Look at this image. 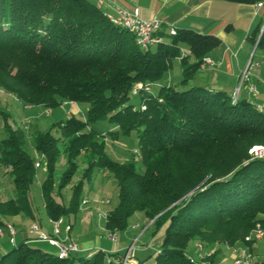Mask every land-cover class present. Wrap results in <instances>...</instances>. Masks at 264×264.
<instances>
[{"label":"trees","instance_id":"obj_1","mask_svg":"<svg viewBox=\"0 0 264 264\" xmlns=\"http://www.w3.org/2000/svg\"><path fill=\"white\" fill-rule=\"evenodd\" d=\"M177 30L144 51L92 0H0V89L22 106H87L85 117L72 115L52 129L32 132L14 126L8 113L0 111L6 133L0 139V165L12 177L15 191L7 200L0 193V225L4 217L20 213L36 218L29 200L37 170L36 158L27 151L30 138L47 159L49 173L41 192L49 218L77 213L84 181H91L95 171L108 172L117 180L119 200L106 214V229L112 234L125 231L130 218L143 212L153 221V235L165 230L153 253L156 264H218L212 256H189L193 240L206 249L245 245L252 250L256 240L246 237L258 227L264 230V158H254L249 150L264 146V111L246 99L234 101L224 91L189 86L221 39ZM260 32L261 27L252 36L254 45ZM176 58L183 66L180 88L163 82L156 92L132 95L138 84L162 82ZM101 120L114 125V138L134 131L140 158H110L107 135L91 126ZM55 128L60 135L53 134ZM60 154H65L67 168L57 183L54 170ZM79 170L67 206L58 196ZM31 239L2 253L0 264H122L126 255L97 250L90 257L60 258L32 245Z\"/></svg>","mask_w":264,"mask_h":264},{"label":"rangeland","instance_id":"obj_2","mask_svg":"<svg viewBox=\"0 0 264 264\" xmlns=\"http://www.w3.org/2000/svg\"><path fill=\"white\" fill-rule=\"evenodd\" d=\"M184 50L188 52V48L184 47ZM172 74L175 81V84L178 88H180V82L182 80L181 73V62L179 59H174L172 61ZM167 75L162 79V83L167 82ZM196 79H192L190 81L189 86L197 85ZM158 90L157 86H153V92ZM16 96L11 94H7L2 89H0V111L3 115L8 113V121L12 123L14 126H20L21 120L27 118L30 123L29 131L32 132L35 129L40 130H49L52 129L53 126L59 123L61 120H66L70 116L68 114L71 111V104L67 103L55 107L51 109L50 115H41V111L44 109L41 106H33L31 104H27L22 106L20 101L16 100ZM18 99V98H17ZM132 100L135 103L139 102V99L136 97H132ZM82 111H86L87 106L85 104H78ZM25 109H24V108ZM31 107V108H26ZM30 111H28V110ZM32 109V112H31ZM6 111V112H5ZM3 118L0 112V139L6 136L5 131L3 130ZM94 129L99 131L102 134H106L105 137V152L110 158L119 160V161H127L138 151V142L136 138V133L133 131L129 135L121 134L118 138L112 137L110 131L113 130V124L108 120H101L91 125ZM53 134L60 135V130L55 128L52 130ZM27 151L33 155L36 159L41 160V167L37 168L36 175L31 185V189L29 192V200L30 204L33 208V212L38 219L47 220L48 214L46 208L44 207L41 185L43 181L48 176V167H47V159L44 155L38 154L34 148V144L31 139H28ZM81 168H84V164L81 163ZM67 168V158L65 154H60L58 160L56 162L55 170H54V179L57 183L61 182V179L64 175V172ZM80 179V170L75 174L72 179V182L61 190V196H58V200L63 202L65 205H70V199L72 196V187L75 183H77ZM0 193L1 198L4 200L14 198L15 191L14 185L12 183V177L10 174L5 172V169L0 165ZM119 188L118 183L115 177L112 174L104 177L101 171H95L94 176L91 181L85 180L84 187L82 191V198L87 200V204L82 205L77 213H69L67 216H63L62 218V228L68 231V228L71 229L70 223L74 224L72 236L75 239H79L81 241H88L90 243H95V241L99 240L101 244L107 248L105 251L108 256L109 253H115L116 251H111L113 248L118 249L120 247V252L125 255L128 247L131 243L134 244L135 249H139L135 251L136 258L139 259L140 264H156L155 256L153 253L155 251L151 250H143L140 251V248L143 249L146 245H151L155 249L161 244L165 230L162 228L156 235H153L154 228L150 225L149 230L142 232V227L146 226V217L142 212H136L130 218V226L125 231H120L116 234L110 233L105 227V218L106 212L113 209L119 200ZM18 217V220L21 222L18 225H15L10 222L12 217H4V219L9 220L8 223L20 228L25 227V223L31 224V215H26L23 213L15 215ZM14 216V217H15ZM70 219V221H69ZM152 222V221H151ZM150 222V224H152ZM138 224V225H136ZM135 225V226H133ZM22 226V227H21ZM141 226V227H139ZM19 229V228H18ZM142 232V233H141ZM27 233V232H26ZM28 235V234H27ZM18 237V236H17ZM28 237H30L28 235ZM2 240H8V237ZM2 240H0L2 242ZM18 240H20L18 238ZM198 244H202L201 241H191L187 247V253L189 256H196L195 253L197 251ZM32 245L43 248L44 250L57 254L58 249L51 245L48 242L42 241H33ZM203 245V244H202ZM12 247L9 244L7 249ZM244 247L248 252H251L254 256L255 260H263L264 261V237L260 240H256V242L252 246V250L247 246ZM221 248V249H220ZM231 247H219L213 246L210 249H206L203 245V250L198 252V257L196 259L202 260L206 256H212L218 261V264H230L233 262L234 256L231 257L232 251ZM6 249V250H7ZM97 247L92 248L93 254L97 251ZM2 253H0L1 255ZM82 256L84 253H80ZM223 259V260H221ZM105 260V259H104ZM107 261H110L111 258L107 257ZM132 264V262L130 263Z\"/></svg>","mask_w":264,"mask_h":264},{"label":"crops","instance_id":"obj_3","mask_svg":"<svg viewBox=\"0 0 264 264\" xmlns=\"http://www.w3.org/2000/svg\"><path fill=\"white\" fill-rule=\"evenodd\" d=\"M92 1L96 2V0ZM112 1L127 8L138 7L140 9L141 16L144 19L148 20L153 17L162 18L165 22L162 32L164 34H162L164 38L168 33L169 26H175L177 29H192L199 33L213 34L219 37L221 39L220 45L210 53V56L215 59L218 64L215 66H206L205 68L200 67L199 71L194 77L198 83L197 85L206 87L209 90L224 91L232 96L233 92L239 85L241 72L247 67L249 60L253 54V63L261 64L259 68H251V72L253 74L252 82L256 85L257 92H249L248 84L246 83L241 87L238 99H246L257 107L261 106V110L264 111V46H260L258 48L256 47L255 49V45L252 41L253 34L258 30L259 27H261L262 29V27L264 26V0H262L263 5L260 7L257 6L256 3H235L228 0ZM184 52L186 51L184 50ZM176 59H179L181 62L180 58ZM171 70L172 66L167 75V79L171 78V84H175ZM181 73L183 74L182 64ZM66 103L68 105L71 104V111L69 112L68 109V114L76 116L80 115L79 111H82V109L80 108V106H78V103ZM109 174L110 173L108 172H102V175L104 177L108 176ZM83 200L86 199L83 198ZM82 205L83 204L81 203L80 209L83 208ZM50 220L51 218H49V216L47 220H41L38 219V217L33 219L31 217V223L37 222L41 231L52 235L53 226ZM8 221L9 220L3 218L4 224L8 223ZM146 221V226L142 227V232L147 231L150 228L151 221L147 217ZM10 222L13 224L16 223L15 225L21 223L16 216L12 217ZM29 225L30 223H25V225H23L25 229L22 226V228L17 227V233L14 242L10 240L8 234H6V236L4 237H0V240L8 237V240H2V242L0 241V253L6 252L8 250L7 248L9 247V244L13 246L14 244L19 243L21 240L27 239L29 235ZM70 225L71 229L69 231H66V229L64 230L61 225V233L59 237L65 238L68 236L71 240L78 242L83 248L81 253L85 252V255L90 257L93 254L92 248L94 247H97V250H102L104 252L107 250V248L104 247L99 240L95 241V243H90L86 240L81 241L79 239L73 238L72 231L74 224L71 222ZM18 238L20 240H18ZM33 241H36V239H31V243ZM131 247H133L134 250V258L132 260V264H140L139 259H137L135 255V251H138L139 249H135L133 243L129 245L128 249ZM157 249L158 247L155 249L151 245H146L143 249L140 248V251L154 250L156 252ZM111 251L120 252V247L118 249L113 248V250ZM195 255L196 256L194 257L197 258L198 252H196ZM232 256L233 253L231 254V257ZM257 261L258 264H260L259 259Z\"/></svg>","mask_w":264,"mask_h":264},{"label":"built area","instance_id":"obj_4","mask_svg":"<svg viewBox=\"0 0 264 264\" xmlns=\"http://www.w3.org/2000/svg\"><path fill=\"white\" fill-rule=\"evenodd\" d=\"M256 4L257 6L260 7L263 5V2L261 0ZM96 5L101 10H103L104 15L113 25L128 30L135 37L136 43L142 50L146 51L154 47L155 45L162 43L165 40V38L162 35L165 22L162 18L153 17L148 20L144 19L142 18L140 9L138 7L127 8L112 0H96ZM263 30H264V26L261 29L259 38ZM177 31L178 30L175 26H169L168 28L169 35H176ZM258 40L255 43V49L257 47ZM184 55L185 54L183 53V56ZM252 57L250 58L247 67L241 72L239 85L231 96L234 101L238 99L241 87L246 83L248 84L249 92L252 93L257 92L256 85L252 82L253 74L251 72V68L253 67L259 68L261 64L260 63L254 64L252 61ZM217 64L218 62L215 59H213L211 56H205L202 60L200 67L205 68L206 66H215ZM166 84H171V78H168ZM161 85L162 82H157V83L147 82V83L138 84L132 90V95L137 96L141 91L153 92V86L160 87ZM15 99L18 101L17 98ZM26 108H31V107H26ZM258 108L260 110L262 109L261 106H258ZM42 114L50 115L51 109L44 108L41 111V115ZM79 114L85 117L84 111H79ZM21 126L28 131L30 129L29 120L27 118L22 119ZM249 153L254 158H264V146L254 145L253 147L250 148ZM139 158H140V153L139 151H137L136 159ZM41 165H42L41 160L36 159L35 167L40 168ZM86 203L87 200H83L82 204L84 205ZM50 221L53 226L52 235L41 231L39 224L37 222H33L28 227L29 236H33L38 241H45L50 243L51 245L56 246L58 249L57 254L60 258H65L72 254H80L83 248L78 242L71 240L68 236L65 238L59 237L61 233L62 218L51 219ZM69 230L70 228H68V231ZM16 233L17 230L15 226L12 225L11 223H5L3 225H0V237H4L6 236V234H8L10 240L14 242ZM263 237H264V230L258 227L253 232V234L246 237V240H251V239L260 240ZM198 250L199 251L203 250L202 244H198L197 251ZM231 251L234 256L232 264H252L254 261L253 254L251 252H248L244 247L235 246L231 248ZM133 258H134V250L133 247H131L127 250L125 257L123 258L122 264H130Z\"/></svg>","mask_w":264,"mask_h":264}]
</instances>
